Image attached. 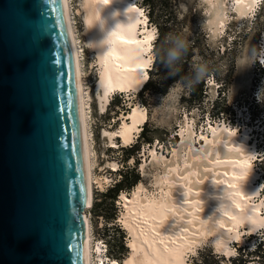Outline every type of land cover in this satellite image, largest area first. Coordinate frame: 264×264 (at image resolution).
Masks as SVG:
<instances>
[{
  "label": "rangeland",
  "instance_id": "rangeland-1",
  "mask_svg": "<svg viewBox=\"0 0 264 264\" xmlns=\"http://www.w3.org/2000/svg\"><path fill=\"white\" fill-rule=\"evenodd\" d=\"M81 1L68 0V4L71 21L74 23V34L78 40L82 87L88 94L85 112L91 148V172L99 180L96 182L93 179L92 202L85 209L92 235V264H98L100 260L96 253V244L100 246L105 264H123L130 256L131 235L122 220L123 213L126 212L122 194L129 198L137 186L141 185L140 196L159 198L164 195L165 187L157 179L164 175L163 163L159 161L155 164L151 161L150 150L157 155H164L167 159L171 158L174 149L182 141L187 125L191 126L193 138L188 145L177 149L181 155L176 157L178 160L187 155V147L200 148L204 143V136L211 137L212 126H226L241 136L246 133L248 144L251 147L254 144L252 166L256 172L254 182L259 187V192L253 199L262 203L260 213L264 216V102H258L256 96L258 89L264 84V66L257 62L244 72L234 73L232 70L236 57L250 45L258 46L264 36V0H257L255 7L240 21L231 8L233 0H222L230 9L225 12L223 28L216 34L212 32L211 28L214 26L211 20L214 11L217 12L214 6L217 7L218 0H151L149 3L133 0L145 20L144 25L153 32L151 41L147 43L151 46L152 61L146 72L152 66L161 45L159 42L156 51L152 48L157 34L161 32L167 35L185 30L192 42L188 54L191 55L190 63L195 58H202L214 69L205 80L181 95L178 105L163 114L158 108L159 97L168 92L174 81L163 93L146 92L140 95L138 90L115 89L109 94L106 107L100 108L96 86L99 66L94 53L85 43ZM156 63L153 68L155 76H158L164 68L158 59ZM135 105L144 111L145 117L144 121L136 125L137 130H132L131 140L122 143L120 136L109 138L107 131H117L122 120L128 121L125 117ZM135 142L139 144L138 150L130 147ZM132 176L137 177L135 184L119 190L113 200L109 196H100L114 182L125 178L129 180ZM238 228L243 242L235 239L230 241L228 246L231 251L228 256L222 255L215 248L212 236L208 235L184 253V264H192L200 251L208 250L220 256L223 264H227V259L236 253L238 246L246 245L251 248L264 235V223L253 233L244 231L243 227Z\"/></svg>",
  "mask_w": 264,
  "mask_h": 264
},
{
  "label": "bare ground",
  "instance_id": "bare-ground-1",
  "mask_svg": "<svg viewBox=\"0 0 264 264\" xmlns=\"http://www.w3.org/2000/svg\"><path fill=\"white\" fill-rule=\"evenodd\" d=\"M60 1L72 59L85 180L86 207L82 210L85 256L86 264H92V235L85 209L92 202L93 179L96 182L99 180L91 172L85 112L88 94L81 82L78 40L68 0ZM217 2V7L214 6L217 12L214 11L211 20L213 34L223 28L225 12L230 9L224 1ZM256 2L233 0L231 8L240 21L255 7ZM81 7L85 43L94 53L99 66L96 86L100 108L104 109L113 90L137 91L146 80V68L152 61L151 46L147 43L151 41L153 32L144 25L145 20L133 0H82ZM137 54L141 59L135 58ZM144 117V111L135 105L125 117L129 120H122L119 129L107 131V135L109 138L120 136L122 143H128L132 130L144 121ZM191 136V126L187 125L179 147L174 149L169 159L150 150L151 161L163 163L164 175L157 179L165 187L164 195L159 198L140 196L141 185L129 198L122 194L126 209L122 220L131 235L132 250L123 264H184V253L208 235L212 236L215 248L228 256L230 241L243 242L238 227L253 233L263 225L264 216L260 213L262 203L253 199L259 192L252 166L254 144L252 147L248 144L246 133L241 136L226 126H212L211 137L204 136L200 148L187 147V155L178 160L176 157L181 155L177 149L188 145L192 141ZM95 249L100 259H97L98 264H105L98 244Z\"/></svg>",
  "mask_w": 264,
  "mask_h": 264
},
{
  "label": "water",
  "instance_id": "water-1",
  "mask_svg": "<svg viewBox=\"0 0 264 264\" xmlns=\"http://www.w3.org/2000/svg\"><path fill=\"white\" fill-rule=\"evenodd\" d=\"M85 180L60 0H0V264H86Z\"/></svg>",
  "mask_w": 264,
  "mask_h": 264
},
{
  "label": "clouds",
  "instance_id": "clouds-1",
  "mask_svg": "<svg viewBox=\"0 0 264 264\" xmlns=\"http://www.w3.org/2000/svg\"><path fill=\"white\" fill-rule=\"evenodd\" d=\"M192 47V42L189 39L187 30L180 33H168L157 51V59L160 65L165 69L167 78H176L174 84L170 85L166 94L159 97L158 108L161 114L171 110L179 104L181 95L186 94L196 84L205 80L213 71V67L208 61L202 58H195L190 66V70L185 75L181 76L182 64L189 54ZM136 59H141L140 54H137ZM257 62L264 66V36L261 37L257 45H250L236 57L232 70L234 73L247 71ZM234 94V88H233ZM258 102H264V84L258 89Z\"/></svg>",
  "mask_w": 264,
  "mask_h": 264
},
{
  "label": "trees",
  "instance_id": "trees-1",
  "mask_svg": "<svg viewBox=\"0 0 264 264\" xmlns=\"http://www.w3.org/2000/svg\"><path fill=\"white\" fill-rule=\"evenodd\" d=\"M146 3H149L151 0H144ZM147 10V13L150 14ZM161 32H159L154 40L152 48L156 51L158 43L163 41L164 37ZM191 50V49H190ZM190 57L188 55L185 58V61L182 64L183 71L181 72V76L185 75L187 71L190 70ZM157 56L154 57L152 66L147 72V78L137 91L140 95H143L146 92H160L163 93L166 91L167 86L173 82L176 78H167V73L164 70L160 71L158 76H155L156 73L154 65L157 63ZM189 66V67H188ZM130 147H135L134 150L139 149V144L135 142L130 145ZM125 180V181H124ZM120 179L114 182L109 188L105 190L104 193L100 194V196H109L112 200L118 194V191L121 189H127L131 187L137 181L136 176H132L129 180ZM236 253L227 259V264H264V235H262L257 241L254 242V245L251 248H248L246 245L238 246L236 249ZM192 264H223L222 259L217 254L212 253L210 250L207 252H199L197 258L193 259Z\"/></svg>",
  "mask_w": 264,
  "mask_h": 264
}]
</instances>
